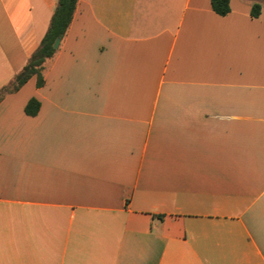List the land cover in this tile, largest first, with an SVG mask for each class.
Returning a JSON list of instances; mask_svg holds the SVG:
<instances>
[{"label": "crops", "instance_id": "crops-1", "mask_svg": "<svg viewBox=\"0 0 264 264\" xmlns=\"http://www.w3.org/2000/svg\"><path fill=\"white\" fill-rule=\"evenodd\" d=\"M56 4L0 0V87ZM229 7L77 0L0 99V264H264V0Z\"/></svg>", "mask_w": 264, "mask_h": 264}, {"label": "trees", "instance_id": "trees-1", "mask_svg": "<svg viewBox=\"0 0 264 264\" xmlns=\"http://www.w3.org/2000/svg\"><path fill=\"white\" fill-rule=\"evenodd\" d=\"M77 0H57L55 9L52 12L48 27L41 37L36 50L28 56L24 65L17 71L11 80L0 87V99L7 93L16 91L31 76H36V84L43 83V70L48 59L52 58L57 50L53 46L56 38L64 37L71 22ZM211 9L217 14L224 15L229 10V0H210ZM252 16H258L260 5L254 3L251 6ZM39 103L35 98H30L25 105V112L33 115L38 110Z\"/></svg>", "mask_w": 264, "mask_h": 264}, {"label": "water", "instance_id": "water-1", "mask_svg": "<svg viewBox=\"0 0 264 264\" xmlns=\"http://www.w3.org/2000/svg\"><path fill=\"white\" fill-rule=\"evenodd\" d=\"M59 41H60L59 38H56V39H55L54 44H53V46H54L55 48L58 46Z\"/></svg>", "mask_w": 264, "mask_h": 264}]
</instances>
